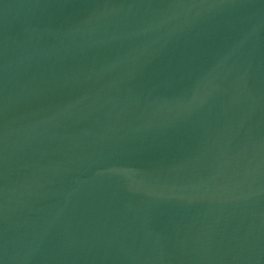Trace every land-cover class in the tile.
Returning a JSON list of instances; mask_svg holds the SVG:
<instances>
[{
    "label": "water",
    "instance_id": "obj_1",
    "mask_svg": "<svg viewBox=\"0 0 264 264\" xmlns=\"http://www.w3.org/2000/svg\"><path fill=\"white\" fill-rule=\"evenodd\" d=\"M0 264H264V0H0Z\"/></svg>",
    "mask_w": 264,
    "mask_h": 264
}]
</instances>
